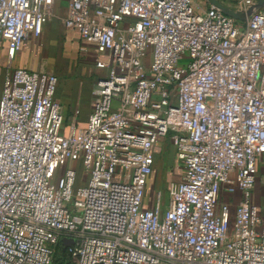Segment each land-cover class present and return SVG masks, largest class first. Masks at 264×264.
Listing matches in <instances>:
<instances>
[{
    "label": "built area",
    "instance_id": "2783aa9c",
    "mask_svg": "<svg viewBox=\"0 0 264 264\" xmlns=\"http://www.w3.org/2000/svg\"><path fill=\"white\" fill-rule=\"evenodd\" d=\"M55 1L0 0L10 63ZM66 3L106 75L83 126L56 76L0 85V264H264V8L241 23L198 0ZM167 138L181 176L164 203L150 183Z\"/></svg>",
    "mask_w": 264,
    "mask_h": 264
},
{
    "label": "rangeland",
    "instance_id": "374dc122",
    "mask_svg": "<svg viewBox=\"0 0 264 264\" xmlns=\"http://www.w3.org/2000/svg\"><path fill=\"white\" fill-rule=\"evenodd\" d=\"M56 2L59 5L56 6V9L54 6L53 17H57V19L65 18L64 15L67 8L66 0H56L55 3ZM198 2L199 4L204 5L203 7H208V4L205 3L204 0H198ZM236 4L237 2L235 0H228V5L230 7H234ZM53 20L50 22H53ZM44 31L37 40L38 50L30 57V60L33 58V62L36 65L41 66L42 73L50 74L58 78V89L59 91L61 89V94L64 92L70 93L75 90V88L83 89V91L91 89L90 95L91 98H93V91L95 87H97L98 79L106 75L105 71L99 70L96 67L94 49L84 47L85 49L83 51V47L80 45L77 50L69 47L65 43L63 31L60 28L56 31H51L48 35H46ZM10 64L7 55L5 53H0V85H2L5 77L14 70V67ZM79 118L80 116L78 117V121L80 122L81 118ZM154 155L155 168L150 183V189L153 193H160L162 196V202L167 203L170 191L176 187L181 176V171L177 164L176 149L173 140L167 138L166 140L159 142L154 151ZM263 172L264 158L259 164L257 185V192L261 199L260 205L264 206V185L261 186L260 183ZM226 196L227 195L224 197ZM231 216L233 220L235 217L234 208L231 211Z\"/></svg>",
    "mask_w": 264,
    "mask_h": 264
},
{
    "label": "crops",
    "instance_id": "0c3cea01",
    "mask_svg": "<svg viewBox=\"0 0 264 264\" xmlns=\"http://www.w3.org/2000/svg\"><path fill=\"white\" fill-rule=\"evenodd\" d=\"M63 1V0H61ZM227 1L225 3L228 4V0H222ZM58 2V1H57ZM55 3V9L56 6L59 5L58 3ZM235 7V6H234ZM66 13V11H65ZM65 16V15H64ZM54 19V20H53ZM50 21L53 20V22H49L45 25L44 33L46 35L50 34L51 31H56L58 28H60L63 31L64 40L65 43L71 47L77 50L80 46H82V50L84 51L85 44L81 42L79 37L68 31L64 26V18L57 19V17H53ZM60 21V22H59ZM61 25V26H60ZM44 35V34H43ZM38 39H30L29 41L25 42L22 49L18 53V55L13 59L11 62V66L14 67V69H26L29 71H35V72H41V66L36 65L33 62V58L30 60V57L37 52L38 50ZM80 45V46H79ZM0 53L6 54V45L5 42L0 41ZM58 89V88H57ZM91 89H88L86 91H83V89H77L71 91L70 93L64 92L63 94L60 93L59 89L56 91L55 98L56 100L61 104L63 114L66 117V121H69V119L72 117L73 112L75 110H79L80 112V124L83 126L87 123V119L89 117V114L91 113L92 104H93V98H91ZM255 202L260 205L261 199L259 197V194H257L255 198Z\"/></svg>",
    "mask_w": 264,
    "mask_h": 264
},
{
    "label": "water",
    "instance_id": "95a60500",
    "mask_svg": "<svg viewBox=\"0 0 264 264\" xmlns=\"http://www.w3.org/2000/svg\"><path fill=\"white\" fill-rule=\"evenodd\" d=\"M204 1L209 6H212L220 10L223 14L241 23L246 22L253 14L264 8V0H257L255 3L247 5L246 7L241 9L230 7L222 0H204ZM69 243H70L69 241H64L65 246H67Z\"/></svg>",
    "mask_w": 264,
    "mask_h": 264
},
{
    "label": "trees",
    "instance_id": "16d2710c",
    "mask_svg": "<svg viewBox=\"0 0 264 264\" xmlns=\"http://www.w3.org/2000/svg\"><path fill=\"white\" fill-rule=\"evenodd\" d=\"M62 257H63L62 251L59 249L56 253V259H58L59 261V259H62Z\"/></svg>",
    "mask_w": 264,
    "mask_h": 264
}]
</instances>
